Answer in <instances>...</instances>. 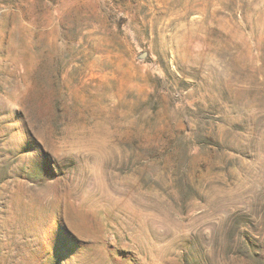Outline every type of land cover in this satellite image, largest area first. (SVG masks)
Returning <instances> with one entry per match:
<instances>
[{"label": "rangeland", "instance_id": "obj_1", "mask_svg": "<svg viewBox=\"0 0 264 264\" xmlns=\"http://www.w3.org/2000/svg\"><path fill=\"white\" fill-rule=\"evenodd\" d=\"M0 264H264V0H0Z\"/></svg>", "mask_w": 264, "mask_h": 264}]
</instances>
